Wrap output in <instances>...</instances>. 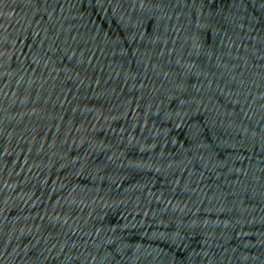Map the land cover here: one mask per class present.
<instances>
[{
    "label": "water",
    "instance_id": "1",
    "mask_svg": "<svg viewBox=\"0 0 264 264\" xmlns=\"http://www.w3.org/2000/svg\"><path fill=\"white\" fill-rule=\"evenodd\" d=\"M0 264H264V0H0Z\"/></svg>",
    "mask_w": 264,
    "mask_h": 264
}]
</instances>
